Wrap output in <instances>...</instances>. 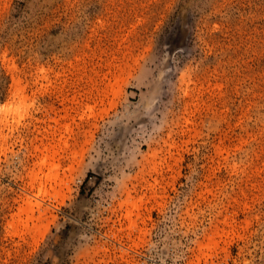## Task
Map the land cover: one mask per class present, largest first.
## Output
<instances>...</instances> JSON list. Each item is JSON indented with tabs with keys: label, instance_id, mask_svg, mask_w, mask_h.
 I'll use <instances>...</instances> for the list:
<instances>
[{
	"label": "rangeland",
	"instance_id": "obj_1",
	"mask_svg": "<svg viewBox=\"0 0 264 264\" xmlns=\"http://www.w3.org/2000/svg\"><path fill=\"white\" fill-rule=\"evenodd\" d=\"M0 264H264V0H0Z\"/></svg>",
	"mask_w": 264,
	"mask_h": 264
},
{
	"label": "bare ground",
	"instance_id": "obj_2",
	"mask_svg": "<svg viewBox=\"0 0 264 264\" xmlns=\"http://www.w3.org/2000/svg\"><path fill=\"white\" fill-rule=\"evenodd\" d=\"M47 156H48V155H47ZM41 161H42V160H41ZM50 173H51V172H50ZM46 176H47V175H46ZM41 189H42V188H41ZM41 189H40V188L38 189V190H39V191H38L39 193L42 192Z\"/></svg>",
	"mask_w": 264,
	"mask_h": 264
}]
</instances>
